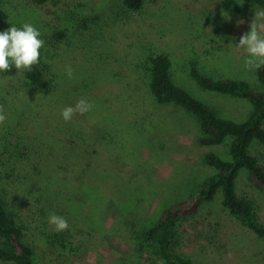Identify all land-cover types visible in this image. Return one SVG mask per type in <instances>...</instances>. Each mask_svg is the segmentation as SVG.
<instances>
[{
	"label": "rangeland",
	"instance_id": "374dc122",
	"mask_svg": "<svg viewBox=\"0 0 264 264\" xmlns=\"http://www.w3.org/2000/svg\"><path fill=\"white\" fill-rule=\"evenodd\" d=\"M4 1L0 31L30 23L41 39L55 29L75 34L59 53L55 83L48 90L14 96L0 81L10 106L2 105L7 119L0 124V156L10 120H26L28 127L30 158L8 188L32 242L45 247L36 237L47 224L55 229L48 222L55 213L67 220L73 242L86 244L63 264H161L136 250L135 233L215 173L205 162L207 153L230 160V139L219 147H202L195 117L177 105L155 103L146 58L167 53L177 85L219 116L244 121L252 111L248 101L201 89L188 70L194 61L208 76L243 80L263 93L258 68L245 67L248 53L238 44L250 31L255 11L264 7L254 0H234L231 6L225 0H143L141 11L134 13L122 0H68V9L43 16L23 0ZM17 82L13 79L12 85ZM80 99L91 110L66 122L61 110ZM253 151L264 163V148L255 144ZM58 172L59 191L47 185V175L58 177ZM237 192L254 201L264 223V193L244 172ZM220 197L181 223L180 251L189 264H264V241L244 231L223 210Z\"/></svg>",
	"mask_w": 264,
	"mask_h": 264
},
{
	"label": "trees",
	"instance_id": "16d2710c",
	"mask_svg": "<svg viewBox=\"0 0 264 264\" xmlns=\"http://www.w3.org/2000/svg\"><path fill=\"white\" fill-rule=\"evenodd\" d=\"M122 1L128 12H140L143 7V0ZM233 1L225 0L224 5L231 6ZM23 2L26 8L43 16L55 15L58 10L69 8L68 0H23ZM254 3L264 7V0H254ZM5 5L6 1L0 0V15ZM6 18L4 17L5 20ZM73 35L75 34L55 29L50 37L43 38L45 43L40 50V63L33 66L31 71L26 70L18 75L13 66L9 72H0V81L5 82L6 91L11 95L13 90L14 96L22 93L26 97L48 90L55 83L54 68L59 53L66 46L71 45ZM146 61L147 85L155 103L177 105L195 117L201 133L198 143L202 147H219L230 139L228 144L230 160H225L214 152L207 153L205 162L215 170V173L193 187L186 199L165 208L152 225L137 231L134 235L136 250L141 254L150 253L160 260L161 264H189L188 257L180 251L181 223L197 215L205 203L214 201L218 193L221 195L223 210L235 219L244 231L264 241V223L259 220L254 201L237 192L238 177L244 172L248 180L264 193V163L253 151L255 144L264 148V92H254L243 80L217 79L208 76L201 71L197 62L190 63L189 76L201 89L250 103L252 111L248 117L244 121L237 122L219 116L211 106L177 85L172 77V61L167 53L150 54ZM257 75L260 83L264 85V65L258 68ZM13 79L19 82L12 85ZM6 97L0 89V105L9 106ZM74 137L72 136V139ZM3 151L0 156V171L5 174L3 177L0 172V263H66L67 255H78L81 248L86 246L85 241L75 244L70 230H51L47 224V231H42L36 237L46 248L33 243L26 221L9 197L10 179L17 174L18 167L30 158L26 120L23 123L20 120H10ZM60 176L59 172L58 177L52 175L50 178L47 175V185L59 191L62 184Z\"/></svg>",
	"mask_w": 264,
	"mask_h": 264
},
{
	"label": "clouds",
	"instance_id": "9594fccd",
	"mask_svg": "<svg viewBox=\"0 0 264 264\" xmlns=\"http://www.w3.org/2000/svg\"><path fill=\"white\" fill-rule=\"evenodd\" d=\"M250 31L239 39V47L245 48L248 57L245 60L246 68H259L264 65V10L255 11L254 20L249 25ZM41 32L32 24L24 23L17 27L14 23L4 31H0V72H9L13 66L17 74L31 71L33 66L40 63L41 49L44 47ZM68 78H72L71 66L66 69ZM92 105L85 99H80L74 106H66L61 110L63 119L68 122L79 113L90 111ZM3 106L0 105V124L6 121ZM49 224L55 226L56 231H65L69 225L67 220L55 213L49 215Z\"/></svg>",
	"mask_w": 264,
	"mask_h": 264
}]
</instances>
